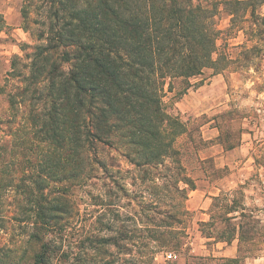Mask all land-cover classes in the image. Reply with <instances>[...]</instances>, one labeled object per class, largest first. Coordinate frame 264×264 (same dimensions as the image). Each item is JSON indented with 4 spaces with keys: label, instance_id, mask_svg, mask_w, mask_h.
<instances>
[{
    "label": "trees",
    "instance_id": "1",
    "mask_svg": "<svg viewBox=\"0 0 264 264\" xmlns=\"http://www.w3.org/2000/svg\"><path fill=\"white\" fill-rule=\"evenodd\" d=\"M263 5L264 0L224 1L229 31H244L253 44L237 47L246 61L264 40V17L257 13ZM215 10L210 0L50 1L52 36L47 46L37 47L30 73L17 75L20 84L7 95V115H0V175L20 195L23 222L37 228L30 233L37 242V264L114 263L84 259V242L72 259L65 260L63 253L54 257L46 236L56 230L62 239L69 223L80 220L70 193L86 179V153L93 145L119 144L138 168L158 165L162 157L180 161L173 139L189 132L163 100L173 95L172 103L180 102L192 79L232 63L229 49L218 46ZM11 67L14 77L16 64ZM179 181L195 189L190 177L180 175ZM222 200L227 214L237 212L228 208L227 198ZM241 214L244 218V209ZM244 229L242 222L230 223L215 241L231 243ZM149 247L141 244L133 261L120 264H154L144 251ZM223 261L236 264L238 259Z\"/></svg>",
    "mask_w": 264,
    "mask_h": 264
},
{
    "label": "rangeland",
    "instance_id": "2",
    "mask_svg": "<svg viewBox=\"0 0 264 264\" xmlns=\"http://www.w3.org/2000/svg\"><path fill=\"white\" fill-rule=\"evenodd\" d=\"M50 1L0 0L2 117L9 109L7 95L20 84L17 75L30 73L37 47L47 46L52 36ZM224 1L210 0L217 6L218 46L221 51L229 49L232 59L229 68L218 73L206 69L192 79L180 104L172 103L173 95L163 100L167 112L178 116L189 132L173 139L182 153L180 161L162 157L158 165L138 168L119 144L90 147L86 179L70 193L80 220L69 223L62 239L56 230L46 236L56 250L54 257L63 253L65 260L72 259L84 242V259L120 264L133 261L144 244L150 245L144 251L154 264H226L218 254L223 246L215 239L230 223L242 222V237L236 234L232 239L238 237L236 264H264V40L260 51H252V61H246L237 47L253 44L244 31H229ZM257 13L264 17V5ZM12 63L14 77L9 76ZM14 160L18 169L19 157ZM181 168L185 170L180 172ZM180 175L190 177L195 189L179 181ZM14 176L16 186L19 173ZM6 184V175H0V264H37V242L30 238L37 228L23 222L20 195ZM223 198L238 214H227ZM169 252L178 260L167 261Z\"/></svg>",
    "mask_w": 264,
    "mask_h": 264
},
{
    "label": "crops",
    "instance_id": "3",
    "mask_svg": "<svg viewBox=\"0 0 264 264\" xmlns=\"http://www.w3.org/2000/svg\"><path fill=\"white\" fill-rule=\"evenodd\" d=\"M178 104H180V102ZM220 160H221V158H217V159H215V162L218 163ZM202 209H204V208H202ZM236 214H238V213H236ZM232 216H234V214H232ZM237 240H238V237L236 240H233V242H231V243L218 242V244H217L218 246L220 244H222V246H223V247H221L218 254L224 259H236L237 258V251L239 253V249H237L238 248L237 247Z\"/></svg>",
    "mask_w": 264,
    "mask_h": 264
},
{
    "label": "built area",
    "instance_id": "4",
    "mask_svg": "<svg viewBox=\"0 0 264 264\" xmlns=\"http://www.w3.org/2000/svg\"><path fill=\"white\" fill-rule=\"evenodd\" d=\"M165 259L167 261H176L178 260V255L176 253L169 252L165 254Z\"/></svg>",
    "mask_w": 264,
    "mask_h": 264
}]
</instances>
